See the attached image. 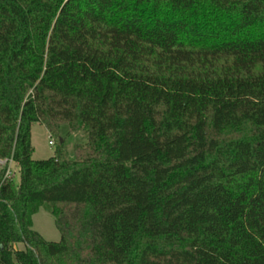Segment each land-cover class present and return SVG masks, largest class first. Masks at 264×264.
I'll return each mask as SVG.
<instances>
[{
	"label": "trees",
	"instance_id": "obj_1",
	"mask_svg": "<svg viewBox=\"0 0 264 264\" xmlns=\"http://www.w3.org/2000/svg\"><path fill=\"white\" fill-rule=\"evenodd\" d=\"M0 160V264H264V0H0Z\"/></svg>",
	"mask_w": 264,
	"mask_h": 264
},
{
	"label": "rangeland",
	"instance_id": "obj_2",
	"mask_svg": "<svg viewBox=\"0 0 264 264\" xmlns=\"http://www.w3.org/2000/svg\"><path fill=\"white\" fill-rule=\"evenodd\" d=\"M60 139L63 141V151L67 158H74V145L85 143L86 134L83 131L70 132L67 126L60 128L57 135L49 134L46 127L41 123H33L31 125V144L34 148L32 158L35 160H43L56 155V151L60 144ZM52 144H49V141ZM5 161L1 162L4 164ZM1 168V165H0ZM9 168L14 174V178L18 181V174L13 163H9ZM32 228L39 232L47 241L57 242L60 239L59 231L55 226L54 217L50 213L47 204L39 207L38 211L32 216ZM21 247V245H17Z\"/></svg>",
	"mask_w": 264,
	"mask_h": 264
},
{
	"label": "built area",
	"instance_id": "obj_3",
	"mask_svg": "<svg viewBox=\"0 0 264 264\" xmlns=\"http://www.w3.org/2000/svg\"><path fill=\"white\" fill-rule=\"evenodd\" d=\"M49 144H52V141L51 140L49 141ZM9 174H10V171L7 170L5 175L8 176Z\"/></svg>",
	"mask_w": 264,
	"mask_h": 264
},
{
	"label": "crops",
	"instance_id": "obj_4",
	"mask_svg": "<svg viewBox=\"0 0 264 264\" xmlns=\"http://www.w3.org/2000/svg\"><path fill=\"white\" fill-rule=\"evenodd\" d=\"M4 161V160H3ZM2 160H0V165H3V164H1V162H3ZM5 163V162H4ZM10 163V162H9Z\"/></svg>",
	"mask_w": 264,
	"mask_h": 264
},
{
	"label": "water",
	"instance_id": "obj_5",
	"mask_svg": "<svg viewBox=\"0 0 264 264\" xmlns=\"http://www.w3.org/2000/svg\"><path fill=\"white\" fill-rule=\"evenodd\" d=\"M60 142H62V139H60Z\"/></svg>",
	"mask_w": 264,
	"mask_h": 264
}]
</instances>
